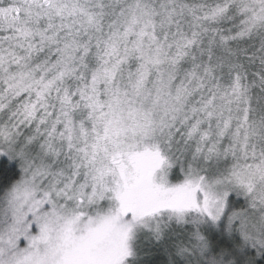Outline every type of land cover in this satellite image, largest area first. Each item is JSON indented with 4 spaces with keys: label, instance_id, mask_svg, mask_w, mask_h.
Returning a JSON list of instances; mask_svg holds the SVG:
<instances>
[{
    "label": "snow or ice",
    "instance_id": "1",
    "mask_svg": "<svg viewBox=\"0 0 264 264\" xmlns=\"http://www.w3.org/2000/svg\"><path fill=\"white\" fill-rule=\"evenodd\" d=\"M264 264V0H0V264Z\"/></svg>",
    "mask_w": 264,
    "mask_h": 264
},
{
    "label": "rangeland",
    "instance_id": "2",
    "mask_svg": "<svg viewBox=\"0 0 264 264\" xmlns=\"http://www.w3.org/2000/svg\"><path fill=\"white\" fill-rule=\"evenodd\" d=\"M149 249L154 250L153 255L148 253ZM160 250H157L154 246L149 245L148 247H145L143 252L140 255V261L141 264H161V261H159V259L156 257V255L160 254V252H158ZM151 257V258H149Z\"/></svg>",
    "mask_w": 264,
    "mask_h": 264
},
{
    "label": "trees",
    "instance_id": "3",
    "mask_svg": "<svg viewBox=\"0 0 264 264\" xmlns=\"http://www.w3.org/2000/svg\"><path fill=\"white\" fill-rule=\"evenodd\" d=\"M153 252H154V250L149 249V252H148V253H150V254L153 255ZM158 252H160V251H158ZM156 257L159 259V261L162 260V261H161V264H163V260H164V258H165L163 252L161 251V253L158 254V255H156ZM149 258H151V257H149Z\"/></svg>",
    "mask_w": 264,
    "mask_h": 264
}]
</instances>
